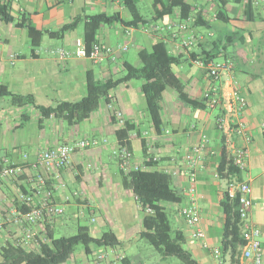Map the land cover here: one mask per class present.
Here are the masks:
<instances>
[{"label": "crops", "instance_id": "obj_1", "mask_svg": "<svg viewBox=\"0 0 264 264\" xmlns=\"http://www.w3.org/2000/svg\"><path fill=\"white\" fill-rule=\"evenodd\" d=\"M134 1L139 13L147 18L155 16L157 0ZM186 1L194 8L187 23L180 22L178 11H174L163 21L138 28H124L121 24L102 26L98 43L112 52L95 63L88 56L76 54L77 44L84 42L83 23L61 39L45 35L38 48H33L27 27L57 32L78 17L102 13L117 14L128 20L131 14L123 1L10 0L4 3L0 0L13 19L6 22L0 18V85L8 87L13 94L34 99L31 104L16 106L9 97L0 98V169L21 168L17 176L0 178V248L8 242L19 243L26 233L27 226L12 223L15 212L22 206L21 196H33L39 203L46 199L42 190L45 188L51 192L52 204L64 207L65 212L40 220L34 227L40 237L45 236L48 225L56 233L68 220H77L79 226L88 218L90 223L81 224L89 226L94 237H101L106 232L104 228L111 226L109 231L121 243L117 248H91L94 264L112 263L107 258L110 252L129 264L130 260L119 249L124 242L140 238L144 217L136 197L124 187L129 173L123 171L114 153L118 147L117 130L129 126L127 138L133 154L132 164L140 166L139 171L169 175L171 186L183 196L181 204L164 206L176 214L172 225L183 233L184 248L199 264H252L242 258V249L232 258L230 250L225 248L228 239L224 236L222 206L230 179L226 176L229 165L226 163L223 171L222 164L246 147L249 157L242 178L253 189L250 221L262 232L264 261V3L254 0L253 17L249 20L244 4L236 0ZM219 2H226L223 10L226 21L216 18ZM181 23L188 25L186 31L178 29ZM189 34L195 36L196 43L187 49L183 41ZM161 40L172 55L182 57L174 72L184 92L204 106L183 103L179 93L168 87L163 93L162 124L157 130L148 114L141 88L143 81L133 80L111 90L109 102L101 100L99 109L81 123L69 124L55 115L45 116L38 108L81 101L87 93L88 72H93L99 81L121 78L125 74L124 62L141 67L139 51L151 50ZM125 46L127 51H123ZM132 47L136 57L131 55ZM208 55H217L211 61L232 63V68L223 72L216 84L197 63ZM213 85L219 87L220 97V104L215 108L204 100V94ZM241 101L245 103L243 108ZM116 112L121 113L122 123ZM243 130L250 138L248 143L240 133ZM89 139L100 142L84 149L77 147L60 178L39 162V155L48 149ZM205 141L195 183L201 221L198 227H193L185 223L181 214L189 203L191 186L183 162L188 153ZM41 180H45L44 186ZM197 230L204 237H198ZM28 250H38V245L31 242ZM85 254L84 261L90 264ZM98 254H106L107 259L99 262ZM72 258L65 264H76Z\"/></svg>", "mask_w": 264, "mask_h": 264}, {"label": "trees", "instance_id": "obj_2", "mask_svg": "<svg viewBox=\"0 0 264 264\" xmlns=\"http://www.w3.org/2000/svg\"><path fill=\"white\" fill-rule=\"evenodd\" d=\"M123 2L131 14V18L128 20L117 14L109 16L104 13L85 18L78 17L57 32L40 31L29 25L27 27L28 35L32 46L38 48L45 35L52 39H61L66 33L75 30L83 23L84 44L87 55H90L94 45L98 44L97 35L102 26L121 24L124 28H138L150 22L163 21L166 17H171L174 11H178L180 22H186L191 19L194 10L193 6L186 0H157L154 3L155 16L147 18L139 13L137 2L134 0H123ZM236 2L244 4L247 19L251 20L254 12V1L236 0ZM225 5L226 2L218 3L216 18L220 21L227 20L223 12ZM0 18L6 22L13 21L6 5L0 4ZM216 56L208 55L201 60L207 63ZM139 58L142 66L138 68L129 62H124L125 74L118 79L99 81L93 72H88L87 93L79 102H62L54 108H38L45 116L55 115L69 124L81 123L89 119L99 109L101 100L109 102L111 90L133 80L143 81L141 88L145 95L148 114L157 130L162 124L163 93L168 87L174 88L179 93V98L183 103L193 107L204 106L203 102L190 99L184 92L182 83L174 72V67L182 63V57L172 55L165 41H158L151 50H140ZM4 97H9L16 106L34 102L32 96L13 94L8 87L0 85V98ZM130 130L131 127L127 126L116 132L119 143L128 148L130 146L127 134ZM226 163L229 165L226 176H236L239 181H242V172L234 165L233 159L223 162V171H225ZM124 187L132 191L144 213L140 238L146 240L164 258L175 257L181 261V264H199L191 253L184 248V235L180 230L174 229L169 212L164 206L166 203L179 205L183 201V196L171 186L169 175L158 171H131L125 176ZM222 206L225 214L224 236L228 239L225 248L230 250L231 256L234 258L244 246L241 220L237 211L238 203L236 199L232 200L226 194ZM29 210L30 207L24 204L20 206V211L23 213ZM46 231V240L39 242L38 250H28L18 243H6L0 248V264H65L72 258L78 246H83L85 252L90 255L93 247L117 248L121 244L113 231L105 232L101 237H94L90 227L82 224L78 226L76 234L72 236L57 237L49 225L46 227Z\"/></svg>", "mask_w": 264, "mask_h": 264}, {"label": "built area", "instance_id": "obj_3", "mask_svg": "<svg viewBox=\"0 0 264 264\" xmlns=\"http://www.w3.org/2000/svg\"><path fill=\"white\" fill-rule=\"evenodd\" d=\"M8 1L10 0H4V3ZM118 1L122 2L123 0ZM188 21H186L185 23H187ZM185 23L179 24L178 29L186 31L188 29V25ZM189 35L190 36L188 37V39L183 41V46L187 49L192 48L196 43L195 36L192 34ZM123 51H127L126 46L123 48ZM111 52V48L105 47L99 43L94 45L90 55H87L84 42H79L76 49L77 55L88 56L95 63L101 62L104 56ZM197 63L200 67L207 70L208 74L215 84L223 72L232 68V63L229 61H208L206 63L204 60H198ZM218 91L219 87L217 85H213V87L204 94V100L211 108H215L220 104ZM237 100L240 99L237 97ZM240 106L241 108H243L245 106V103L241 101ZM116 116L121 120V123L124 121L120 112H116ZM240 133H242L244 139L248 143L250 141V138L246 131L243 130ZM99 142L100 141L97 139H89L81 140L75 145L68 144L53 147L39 155V162L43 164L47 168V170L52 171L55 177L60 178L61 171L69 165L71 156L77 147L84 149L87 147L96 146ZM117 146L118 147L114 153L119 157L120 166L123 171L130 173L131 170H141L140 166H135L132 164L133 154L129 150V148L126 145H121L119 141ZM205 147L206 141L205 143L203 142L199 146L195 147L190 153H188L185 156L183 162L184 169L189 177L191 186L188 191L189 203L182 208L181 214L185 223L188 226L193 227H198L201 221V216L197 207L195 183L197 179L196 167L201 160L203 149ZM248 157L249 150L246 147L237 150L234 154L233 163L241 172H245L247 169ZM20 172L21 168L18 166L4 167L0 169V178L17 176ZM41 183L44 186L45 180H41ZM42 190H44L45 192L46 199L39 203L35 201V198L33 196L26 194L22 195V204L30 207V210L25 213L16 211L14 217L12 218V223H14L15 225L27 226L26 233L18 243L26 249H28V247L31 245V242H35L39 247V242L46 240L47 233H45V236L40 237V234L37 233L34 228L40 220L45 218V216L55 218L57 216L63 215L65 212L64 207L55 206L52 204V202L50 201V191L46 190L45 188H42ZM252 193L253 189L251 183L248 181H239L236 176H231L227 182L226 194L230 199H236L238 203L237 211L241 220V233L244 240V246L241 248L242 258L244 260L250 261L252 264H263V249L261 243L262 232L258 226L250 221L251 210L253 207ZM1 227L2 224L0 219V228ZM196 235L198 237H204V234L201 230H197ZM219 254L220 252L216 250V255L219 256ZM106 256V254H98L96 256V259L99 262H102L107 259ZM115 258L119 261L123 260L121 256H116Z\"/></svg>", "mask_w": 264, "mask_h": 264}, {"label": "rangeland", "instance_id": "obj_4", "mask_svg": "<svg viewBox=\"0 0 264 264\" xmlns=\"http://www.w3.org/2000/svg\"><path fill=\"white\" fill-rule=\"evenodd\" d=\"M258 1L264 3V0H258ZM148 12L149 11H145L144 13L148 17H150L151 15ZM130 52L131 55H134V57H136V51L134 47L130 49ZM169 215H170V220L174 225L176 214H174L173 211H169ZM87 222L90 223L91 221L87 218L86 221H83V223L82 222L81 223L85 224ZM77 228H78L77 220L75 219H71V221L68 220L67 225L57 230L56 236L57 237L72 236L76 234ZM110 228L111 226H108L105 227L104 230L108 232ZM98 235L99 234H96L95 236ZM119 250L121 255L128 257V259L130 260L129 264H181V261L175 257L164 258L154 249L152 245H150L146 240L141 238H135L132 241L124 242L123 246ZM85 255L86 254L84 247L78 246L73 254L72 260H75L77 262L76 264H88L84 261L86 257ZM88 258L90 260V264H94L93 261L94 257L92 255H88ZM107 258L112 261V263L110 264H124L122 261L116 260L115 256L111 255V252L109 253V256ZM103 264H107V263L105 262Z\"/></svg>", "mask_w": 264, "mask_h": 264}]
</instances>
